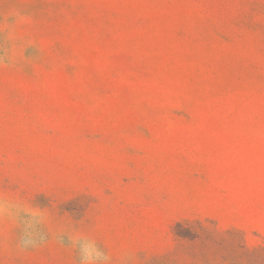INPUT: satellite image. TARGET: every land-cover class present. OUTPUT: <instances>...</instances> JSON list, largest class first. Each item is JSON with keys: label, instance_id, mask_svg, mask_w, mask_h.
Listing matches in <instances>:
<instances>
[{"label": "rangeland", "instance_id": "374dc122", "mask_svg": "<svg viewBox=\"0 0 264 264\" xmlns=\"http://www.w3.org/2000/svg\"><path fill=\"white\" fill-rule=\"evenodd\" d=\"M0 264H264V0H0Z\"/></svg>", "mask_w": 264, "mask_h": 264}]
</instances>
